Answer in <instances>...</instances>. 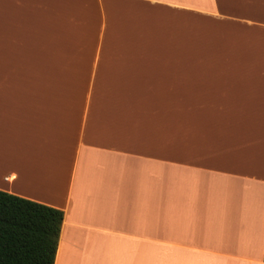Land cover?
Masks as SVG:
<instances>
[{
  "label": "crops",
  "instance_id": "1",
  "mask_svg": "<svg viewBox=\"0 0 264 264\" xmlns=\"http://www.w3.org/2000/svg\"><path fill=\"white\" fill-rule=\"evenodd\" d=\"M263 59L264 0H0V189L54 264H264Z\"/></svg>",
  "mask_w": 264,
  "mask_h": 264
},
{
  "label": "trees",
  "instance_id": "2",
  "mask_svg": "<svg viewBox=\"0 0 264 264\" xmlns=\"http://www.w3.org/2000/svg\"><path fill=\"white\" fill-rule=\"evenodd\" d=\"M63 210L0 189V264H54Z\"/></svg>",
  "mask_w": 264,
  "mask_h": 264
},
{
  "label": "rangeland",
  "instance_id": "3",
  "mask_svg": "<svg viewBox=\"0 0 264 264\" xmlns=\"http://www.w3.org/2000/svg\"><path fill=\"white\" fill-rule=\"evenodd\" d=\"M247 71L248 72H253V70H247ZM254 72H256L255 75L264 76V67L263 68H259L258 70H255Z\"/></svg>",
  "mask_w": 264,
  "mask_h": 264
}]
</instances>
